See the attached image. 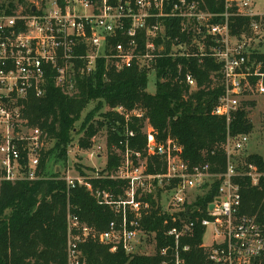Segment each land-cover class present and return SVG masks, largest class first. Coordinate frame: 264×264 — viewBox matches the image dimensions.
Returning a JSON list of instances; mask_svg holds the SVG:
<instances>
[{"label": "built area", "instance_id": "built-area-1", "mask_svg": "<svg viewBox=\"0 0 264 264\" xmlns=\"http://www.w3.org/2000/svg\"><path fill=\"white\" fill-rule=\"evenodd\" d=\"M220 1L221 11L208 10L198 0H27L10 12L0 11V181L52 177L40 166L47 135L31 126L24 114L29 98L44 96L50 84L72 96L79 91V80L99 72L107 82L111 73L132 67L153 74L156 83L159 61L171 59L176 61L174 67L165 66L160 80L170 77L195 90L189 61L202 64L209 59L217 65L210 78L212 84L219 81L223 93L211 113L225 118L227 135L209 155L221 150L224 170L211 172L207 160L196 164L185 160L183 146L169 135L160 137L144 119L143 109L107 107L121 119L111 128L117 136L111 146L117 165L106 168V130L104 147L88 150L89 170L58 167L54 178L64 182L67 194L78 186L85 188L116 218L97 230L68 209V264H83L79 246L90 239L108 246L110 252L157 253L161 264H185L184 254L191 245L184 239L193 237L197 225L204 229L198 245L203 264H264V220L241 212L237 182L247 177L255 186L264 171L253 163L238 166L236 158L248 155L243 152L248 135L229 133L241 98L247 93L264 95V63L254 57L264 52L253 50L245 33L233 34L231 24L245 17L250 32L264 36V13L255 12L252 0ZM134 120H141V146L133 144ZM100 150L105 160L99 167L91 161L103 157ZM215 179L220 180L217 195L205 212L190 207ZM103 180L114 181L116 189L94 184ZM152 213L166 216L163 225L170 224L163 232L170 241L164 240L159 248L156 231L142 226ZM148 240L151 254L143 246Z\"/></svg>", "mask_w": 264, "mask_h": 264}, {"label": "trees", "instance_id": "trees-1", "mask_svg": "<svg viewBox=\"0 0 264 264\" xmlns=\"http://www.w3.org/2000/svg\"><path fill=\"white\" fill-rule=\"evenodd\" d=\"M202 1L204 8L214 11L223 10L220 0ZM17 4L26 0H0V11L10 12ZM231 32L236 35L250 32L248 19L235 18ZM257 60L263 61L264 53L255 54ZM176 61L164 59L159 61L156 71V89L153 94L146 91L148 75L135 67L118 73H111L109 80L103 82L99 72L92 77L79 80L78 93L69 96L50 84L47 92L40 98L30 97L24 111L31 126L38 127L47 135L52 146L42 149L40 166L50 178L35 181H17L14 183L0 181V264H68L67 262V222L68 209L79 218L103 230L115 219V214L107 208L96 204L83 187H76L66 193L63 181L58 176L56 166L62 167L67 160V148L78 134L77 143L81 148L91 147V138L100 128L107 130L108 159L107 169L117 165V158L112 154L111 146L117 136L111 128L119 116L106 110L107 107L123 105L129 109H143L144 119L153 126L160 137L167 135L177 139L183 146V157L191 164L202 161L211 163V172H222L225 168V157L221 150L209 155L213 149L225 140L227 123L225 118L211 113L218 98L223 93L219 81L212 84L211 72L217 68L212 61L205 59L202 64L189 61L188 67L197 82L195 90H189L184 83L173 78L160 80L164 67L173 68ZM174 70V69H172ZM247 105L253 101H243L229 123V133L250 134L253 123L248 118ZM95 123V125L93 124ZM130 127L136 131L133 140L135 145H143L140 132L141 120H134ZM54 168H49V162ZM238 166L244 168L253 163L259 171H264V158L258 154H248L236 158ZM240 185L242 213L255 215L264 220V175L260 176L257 185H251L250 179H237ZM104 188L116 189L111 180L94 182ZM220 180L215 179L201 196H197L190 207L199 206L204 212L217 195ZM151 201V197L148 196ZM166 216L157 217L155 213L142 221L148 231H156L157 248L164 244L163 232L169 223L163 225ZM204 229L197 225L194 235L185 238L191 245V251L184 254L185 264H203L204 255L198 248ZM83 264H161L157 254L128 256L122 250L110 252L109 247L97 240H87L80 244Z\"/></svg>", "mask_w": 264, "mask_h": 264}, {"label": "rangeland", "instance_id": "rangeland-1", "mask_svg": "<svg viewBox=\"0 0 264 264\" xmlns=\"http://www.w3.org/2000/svg\"><path fill=\"white\" fill-rule=\"evenodd\" d=\"M36 1V0H32ZM27 2V0H26ZM252 3L254 5V10L255 12L258 13H264V0H252ZM20 4L16 3V7H19ZM24 6L25 4H21ZM246 37L251 39L253 50L256 52H264V36L262 34H253L251 32H247L245 34ZM156 89V84H155V77L153 74H150L148 76V84L146 87V91L150 94H153ZM243 101H253L254 105H247L245 108L248 111V118L250 121L253 123L254 129L253 131L248 134V141L245 144L243 152L247 154H258L264 158V95H259L256 93H247L241 98V103ZM95 125V123H93ZM79 137L78 134H75L74 136V141L72 144L68 145L67 148V160L65 162V167H69V169L72 172H86L89 170L90 166V160L87 159L88 157V150L92 148V146L97 145V146H102V148L105 145V140H106V128H100L98 132L91 138V147L87 149H83L78 145L77 143V138ZM52 146V141H47L45 143V148H48ZM103 151L100 150V153H102L103 156ZM104 156L101 159H96L93 158L91 161L93 164L96 166H101L104 162ZM49 168L53 169L54 168V162L53 159L52 161L49 162ZM57 167V166H56ZM63 168V166H62ZM193 194H196L197 192L194 190L192 191ZM208 231V230H207ZM209 238V231L206 232V239L208 240ZM151 240V239H149ZM147 241L144 243L145 251L149 252V254L152 253L151 246H150V241Z\"/></svg>", "mask_w": 264, "mask_h": 264}, {"label": "water", "instance_id": "water-1", "mask_svg": "<svg viewBox=\"0 0 264 264\" xmlns=\"http://www.w3.org/2000/svg\"><path fill=\"white\" fill-rule=\"evenodd\" d=\"M58 170H59V168H58V166L56 167V172H58Z\"/></svg>", "mask_w": 264, "mask_h": 264}]
</instances>
